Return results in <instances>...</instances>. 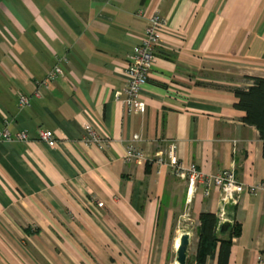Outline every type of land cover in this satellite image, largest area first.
Returning <instances> with one entry per match:
<instances>
[{"label": "crops", "instance_id": "obj_1", "mask_svg": "<svg viewBox=\"0 0 264 264\" xmlns=\"http://www.w3.org/2000/svg\"><path fill=\"white\" fill-rule=\"evenodd\" d=\"M155 12L166 26L145 111L132 115L114 93ZM59 56L62 75L39 85ZM244 76L264 77V0H0V127L6 119L12 135L27 134L0 141V264H172L184 232L186 264H218L219 243L197 260L202 211L217 230L240 226L227 264H264V190L221 209L216 187L188 200L166 164L123 160L139 134L149 156L173 141L177 158L206 175L264 181L258 130L234 107L232 87L252 84ZM19 95L29 105L18 108ZM86 123L105 148L84 143ZM40 129L52 144L38 141Z\"/></svg>", "mask_w": 264, "mask_h": 264}, {"label": "built area", "instance_id": "obj_2", "mask_svg": "<svg viewBox=\"0 0 264 264\" xmlns=\"http://www.w3.org/2000/svg\"><path fill=\"white\" fill-rule=\"evenodd\" d=\"M141 14V10L136 12L138 16H141ZM165 26V19L157 12L150 15L146 21L144 36L140 43L133 48L132 54L128 57L124 69L126 85L122 90L115 91L114 93L115 98L125 106L128 114H142L145 111L146 103L141 97V91L147 82L149 70L156 58L160 42V31ZM55 59L56 63L50 69L47 76L38 83L39 85L49 88V86L62 75L59 62H66L67 58L65 56H59ZM17 101L18 108L29 105V98L25 95H19ZM8 125V120L5 119L3 121V126L0 127V141L27 140L25 131H19L12 135ZM37 134L38 141L52 144L53 134L50 130L40 129ZM82 140L86 145L93 144L100 149L107 146V138L100 135L89 123L84 125ZM140 141L143 140L139 134H133L131 136V143L125 147L123 160L126 162L135 161L138 163L147 160L148 163L154 165L166 164L174 176L185 179L187 183L188 200L196 192L198 187L202 188L204 196L210 194L211 187H216L220 193V201L222 203L221 209H223V206L226 204H237L243 192L255 193L257 190H264V181L254 185L245 184L236 178L232 169H225L219 173L206 175L193 164L184 165V163L177 158V147L176 143L173 141L168 142L163 151H159L153 156H149L144 148L135 144V142ZM98 206H101V204L98 203ZM220 219L222 222L223 219L221 217Z\"/></svg>", "mask_w": 264, "mask_h": 264}, {"label": "trees", "instance_id": "obj_3", "mask_svg": "<svg viewBox=\"0 0 264 264\" xmlns=\"http://www.w3.org/2000/svg\"><path fill=\"white\" fill-rule=\"evenodd\" d=\"M252 80L248 87H232L236 98L234 107L244 112L243 121L253 125L259 133L262 142L261 154L264 157V77L244 76ZM199 241L197 247V260L202 263L207 255L213 253L217 243L219 251L217 257L218 264H227L231 245V238L238 236L240 232L239 224H229L225 230H217L218 218L212 212L202 211L198 215ZM228 232L227 238H222V233Z\"/></svg>", "mask_w": 264, "mask_h": 264}, {"label": "water", "instance_id": "obj_4", "mask_svg": "<svg viewBox=\"0 0 264 264\" xmlns=\"http://www.w3.org/2000/svg\"><path fill=\"white\" fill-rule=\"evenodd\" d=\"M229 226V222H223L220 230H225ZM189 232H184L179 238V244L176 247V261L178 264H186L187 262V249L189 244Z\"/></svg>", "mask_w": 264, "mask_h": 264}, {"label": "rangeland", "instance_id": "obj_5", "mask_svg": "<svg viewBox=\"0 0 264 264\" xmlns=\"http://www.w3.org/2000/svg\"><path fill=\"white\" fill-rule=\"evenodd\" d=\"M185 222H186V223H185L186 226H187L188 228H190V226H191V225L189 224L190 221H188L187 219H185ZM174 261H175V253H174L173 256H172V264L174 263Z\"/></svg>", "mask_w": 264, "mask_h": 264}, {"label": "bare ground", "instance_id": "obj_6", "mask_svg": "<svg viewBox=\"0 0 264 264\" xmlns=\"http://www.w3.org/2000/svg\"><path fill=\"white\" fill-rule=\"evenodd\" d=\"M176 243H177V245H176V246H178V244H179V239L177 240V242H176ZM174 264H178V262H177V261H175V262H174Z\"/></svg>", "mask_w": 264, "mask_h": 264}]
</instances>
